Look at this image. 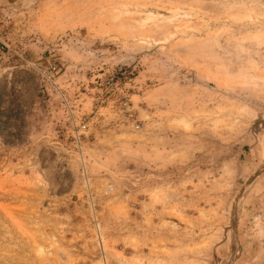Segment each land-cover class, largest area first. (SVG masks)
Listing matches in <instances>:
<instances>
[{
	"label": "rangeland",
	"instance_id": "1",
	"mask_svg": "<svg viewBox=\"0 0 264 264\" xmlns=\"http://www.w3.org/2000/svg\"><path fill=\"white\" fill-rule=\"evenodd\" d=\"M263 151L264 0H0V264H264Z\"/></svg>",
	"mask_w": 264,
	"mask_h": 264
},
{
	"label": "bare ground",
	"instance_id": "2",
	"mask_svg": "<svg viewBox=\"0 0 264 264\" xmlns=\"http://www.w3.org/2000/svg\"><path fill=\"white\" fill-rule=\"evenodd\" d=\"M263 144V143H262ZM263 155H264V151H263ZM264 157V156H263ZM260 171V170H259ZM236 248H238V247H236ZM235 252H236V250H235ZM232 256V255H231ZM231 259H232V257H231ZM230 261V260H229Z\"/></svg>",
	"mask_w": 264,
	"mask_h": 264
}]
</instances>
